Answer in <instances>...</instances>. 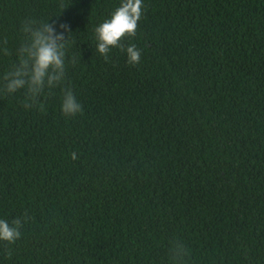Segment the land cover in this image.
<instances>
[{"label":"trees","instance_id":"trees-1","mask_svg":"<svg viewBox=\"0 0 264 264\" xmlns=\"http://www.w3.org/2000/svg\"><path fill=\"white\" fill-rule=\"evenodd\" d=\"M62 2L0 0V264H264V0H143L139 64L95 51L122 0ZM27 18L70 25L82 114L3 91Z\"/></svg>","mask_w":264,"mask_h":264},{"label":"clouds","instance_id":"clouds-1","mask_svg":"<svg viewBox=\"0 0 264 264\" xmlns=\"http://www.w3.org/2000/svg\"><path fill=\"white\" fill-rule=\"evenodd\" d=\"M60 7L66 8L62 0ZM143 13V0H122L111 17L95 28V51L108 61L109 53L116 48L126 53L129 64H139L141 51L134 43L126 45L124 40L136 36ZM51 19L27 18L23 21V39L15 53L17 60L2 76L3 91L14 94L23 90L25 109L43 111V97L53 89L60 88L62 112L66 117H72L83 112L73 89L65 84L68 66H75L78 62L76 55L70 58L68 55L72 31L69 24L59 23L58 20L50 23ZM0 51L4 55H11L6 40L0 42ZM72 159H77L75 152ZM29 219L27 213L23 218L17 217L11 222L0 219V241L14 244L20 239L21 229ZM7 254L11 255L10 249ZM168 255L170 264H189L191 252L183 242L175 240L170 242Z\"/></svg>","mask_w":264,"mask_h":264}]
</instances>
